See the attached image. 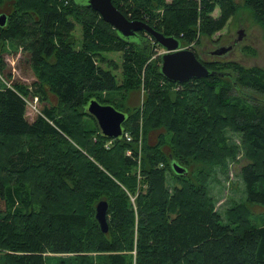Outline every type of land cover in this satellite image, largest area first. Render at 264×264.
Here are the masks:
<instances>
[{"label":"trees","instance_id":"1","mask_svg":"<svg viewBox=\"0 0 264 264\" xmlns=\"http://www.w3.org/2000/svg\"><path fill=\"white\" fill-rule=\"evenodd\" d=\"M242 1L112 0L129 20L179 39L211 71L234 79L213 74L175 84L161 74V55L160 65L153 62L159 45L150 36L120 37L85 0H0L7 16L0 26V264H264V217L258 226L252 209L264 206V103L235 91L264 96V71L204 62L196 50L242 7L264 32V0ZM8 46L32 62L30 89L9 78ZM106 53H121V65ZM121 92L144 93L142 105L122 109L133 142L105 138L93 118L84 120L91 99L120 110L125 94H103ZM29 96L44 104L32 122ZM228 134L242 136L247 203L230 208L224 224L206 184L241 152ZM171 159L188 174L177 175ZM166 171L179 181L171 193ZM101 201L109 203L107 234L96 220Z\"/></svg>","mask_w":264,"mask_h":264},{"label":"rangeland","instance_id":"2","mask_svg":"<svg viewBox=\"0 0 264 264\" xmlns=\"http://www.w3.org/2000/svg\"><path fill=\"white\" fill-rule=\"evenodd\" d=\"M166 2H171L172 0H165ZM239 6H242V0H236ZM158 15H162V10L157 12ZM218 15V10L214 13V16ZM243 31V39L239 41V32ZM75 37L77 41H81V26L77 25L75 30ZM237 42V44H236ZM234 45V46H233ZM233 46L230 53L226 54L224 57L220 58L218 56H212L211 53L222 48ZM188 48V46H184ZM197 53L205 61H226V62H236L244 69H259L264 71V32L263 30L255 24L251 14L248 10L240 9L239 13L233 17L227 24V26L221 32L215 34L212 38H202L200 44L197 47ZM164 50L161 47H154L152 60L156 65H160V55H162ZM109 59H113L119 65L122 63L121 53H106L104 54ZM5 59L7 61V74L10 76L11 81L18 84L27 86L28 89L31 88L34 82L37 81L36 74L31 66V61L22 48H13L8 46L7 53L5 54ZM159 61H154L158 60ZM235 75L233 70H229ZM118 77H121L120 72H117ZM6 78L7 76L4 75ZM8 80V79H7ZM121 80V79H120ZM9 85V84H8ZM178 89V87L176 88ZM237 93H240L248 99L251 104L264 103V96L256 91L246 90L242 88L235 89ZM125 93H112L109 95L103 94V100L120 99ZM143 92L139 93H127L125 94V100L121 101L117 106L122 111H128L135 109L138 105H142ZM245 94V95H244ZM130 98V100H129ZM28 109L27 118L32 122L41 113L44 104L41 102H34V98L29 96L28 98ZM55 103L56 98H52ZM143 106H141V111H143ZM128 108V109H127ZM85 118L86 124L90 121L93 123V119L90 116ZM142 119L143 116L140 115ZM91 123V124H92ZM93 129V124H92ZM139 140L137 141V146L139 151L142 152L143 141H144V131L143 128L139 129ZM229 144H236L240 147V154L234 161H229V166L227 171H222L219 167L215 168L212 176L209 177L206 184L207 195L213 202V208L217 211L221 217L224 224H228L227 211L230 208H234L240 204L247 203V193L245 189V184L243 183L241 177V169L247 160L244 155V150L242 148V136L239 134H228ZM232 135V136H231ZM131 141L133 142L134 136L130 135ZM231 136V138H230ZM157 137L154 132L151 133L150 142L155 144L157 142ZM132 151V150H131ZM167 186L170 193L178 185V180L171 176V174L166 171ZM93 190L92 188L89 193ZM97 193V192H96ZM97 196V194H95ZM134 201V199H133ZM254 216V223L261 226L262 218L264 217V206L253 205L252 206ZM90 256L98 254L88 253ZM53 264H58L54 262Z\"/></svg>","mask_w":264,"mask_h":264},{"label":"water","instance_id":"3","mask_svg":"<svg viewBox=\"0 0 264 264\" xmlns=\"http://www.w3.org/2000/svg\"><path fill=\"white\" fill-rule=\"evenodd\" d=\"M88 6L96 11L102 20L113 27L118 35L131 41L137 38L138 33L145 32L152 38L165 52L161 55V74L170 82L184 84L193 79H204L217 75L221 78L228 77L234 81L228 72H213L205 66L195 55L194 51L182 48L179 39L165 36L149 24L142 21H131L126 18L113 4L112 0H85ZM7 22L5 14L0 16V26L4 27ZM243 39V31L239 32V41ZM237 43V42H236ZM232 47H222L214 52L212 56H223ZM245 95V94H244ZM86 114L97 123L100 134L110 140H120L124 137V124L128 120V114L116 109L112 105H103L97 99H91L85 106ZM173 171L177 175H187V170L176 161H170ZM109 203L101 201L96 207V220L103 234L109 232Z\"/></svg>","mask_w":264,"mask_h":264},{"label":"built area","instance_id":"4","mask_svg":"<svg viewBox=\"0 0 264 264\" xmlns=\"http://www.w3.org/2000/svg\"><path fill=\"white\" fill-rule=\"evenodd\" d=\"M179 89V88H178ZM34 102H39V99L37 98V97H35L34 98ZM29 102H28V100H27V104H28ZM40 114V113H39ZM125 138L127 139V141H131V137L129 136V133H125ZM111 143H112V141L110 142V143H108V145L106 146V148H109V145H111ZM140 153H141V151H140ZM126 155L128 156V157H132L133 156V152L131 151V150H128L127 152H126ZM140 162V161H139Z\"/></svg>","mask_w":264,"mask_h":264},{"label":"flooded vegetation","instance_id":"5","mask_svg":"<svg viewBox=\"0 0 264 264\" xmlns=\"http://www.w3.org/2000/svg\"><path fill=\"white\" fill-rule=\"evenodd\" d=\"M237 44V43H236ZM234 46V45H233ZM233 46H231L232 47V49H233ZM232 49L229 51V52H227L226 54H228V53H230L231 51H232ZM225 54V55H226ZM198 55V57H200L204 62H208V61H205L201 56H200V54L198 53L197 54ZM212 55V54H211ZM225 55H223V56H219L220 58H222V57H224Z\"/></svg>","mask_w":264,"mask_h":264},{"label":"crops","instance_id":"6","mask_svg":"<svg viewBox=\"0 0 264 264\" xmlns=\"http://www.w3.org/2000/svg\"><path fill=\"white\" fill-rule=\"evenodd\" d=\"M138 106H139V105H138ZM138 106H137V107H138Z\"/></svg>","mask_w":264,"mask_h":264}]
</instances>
